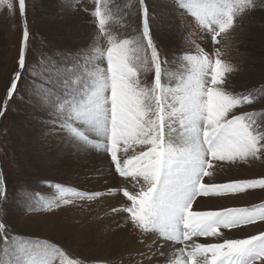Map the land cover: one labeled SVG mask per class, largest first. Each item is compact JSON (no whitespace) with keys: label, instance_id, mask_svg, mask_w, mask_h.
<instances>
[{"label":"snow or ice","instance_id":"1","mask_svg":"<svg viewBox=\"0 0 264 264\" xmlns=\"http://www.w3.org/2000/svg\"><path fill=\"white\" fill-rule=\"evenodd\" d=\"M172 3L191 18L200 36L190 41L194 49L172 60L162 56L151 35L146 0H137L140 25L128 23L129 32L116 34L111 30L113 6L109 0H95L90 14L106 47L64 61L39 57L30 72L33 97L52 129L80 152L103 153L110 169L135 189L107 191L126 198V204L111 211L142 234L139 264H152L156 257L162 264H264V231L235 235L264 223V202L197 210L199 198L264 190V176L218 179L226 165L264 160V83L234 90L229 75L236 69L222 58L220 48L222 38L255 7V0ZM0 6L13 11L12 0H0ZM18 7L23 22L18 67L0 117L28 65L26 0H18ZM209 38L215 46L211 54L203 46ZM55 188L56 199L46 200L39 193L29 197V210H51L77 198L100 196L60 184ZM6 196L0 175V198ZM0 264L86 261L47 238L18 236L0 218Z\"/></svg>","mask_w":264,"mask_h":264},{"label":"rangeland","instance_id":"2","mask_svg":"<svg viewBox=\"0 0 264 264\" xmlns=\"http://www.w3.org/2000/svg\"><path fill=\"white\" fill-rule=\"evenodd\" d=\"M12 3L11 12L6 6H0V106H3L13 73L17 71L23 29L18 0H12ZM94 3L95 0H26V24L30 34L28 65L6 112L0 117V175L5 179L7 190L6 198H0V218L10 226L12 233L25 239L47 238L70 249L83 258L86 264L97 261L125 264L127 256L122 258L121 255H115L116 258H109L103 248H99L101 245L97 229L99 222L103 223L107 216L113 214V208H104L106 199L116 202L113 199L117 198L116 208L127 203L122 195L103 191L95 199L77 198L72 204H62L51 210L32 211L28 203V198H35L37 193L46 200L56 199L59 196L55 188L57 184L96 192L77 181L76 171L58 169L54 156L46 151L44 143L47 140L56 139L60 143L65 138L51 128L45 113L36 104L30 87V72L39 57L64 61L65 58L71 59L76 54L90 52L96 47H106V39L95 27L96 21L90 14ZM146 4L150 14L151 35L162 56L172 60L176 54L194 49L190 41H199L200 36L192 26L191 18L182 16L173 6L172 0H146ZM109 5L113 6L116 17L111 24L113 34L129 32L128 23L133 28L140 25L137 0H109ZM129 12L131 15L126 16ZM203 46L210 54L215 51L210 38ZM220 48L222 58L236 69L229 75L234 90L251 89L264 83V0H255V7L222 38ZM66 144L73 149L77 159L90 167L96 165V171L102 170L109 162L103 153L90 151L85 154L71 146L67 140ZM229 172L236 173L232 179L264 176V160L226 165L222 175L229 176ZM115 175L119 178L116 189L128 187L129 191H135L131 184L118 174ZM218 179L221 180V176ZM204 199L199 198L198 203ZM262 202L264 190H253L228 198H211L200 205L219 209ZM130 228L137 238L142 236L131 225ZM259 231H264V223L248 226L243 232L252 235ZM243 232H236L238 234L235 235L244 236ZM128 264L138 262L128 261Z\"/></svg>","mask_w":264,"mask_h":264},{"label":"bare ground","instance_id":"3","mask_svg":"<svg viewBox=\"0 0 264 264\" xmlns=\"http://www.w3.org/2000/svg\"><path fill=\"white\" fill-rule=\"evenodd\" d=\"M44 147L46 151H48L51 155L54 156L56 161V166L58 169L60 168L63 170H69L74 172L76 171V173L78 174L77 181L84 183V186L90 191L103 192V191H107L108 188H115L116 186H118L119 178L117 179L115 173L110 169L109 162L103 166L102 170H98V171L94 170L97 169L96 165L90 167L84 162L77 159V156L74 153L73 149L70 146H67L65 139L64 141L60 140V143L57 142L56 139L47 140L44 143ZM102 162L103 160L101 161V164ZM229 173H230L229 176L221 175V180L226 178L232 179L233 176H236L235 172H229ZM113 200L117 202V198ZM207 201H209V199H204L202 201H199V208L197 210H206L209 205L206 206L200 204L205 203ZM116 202H112V200L106 199L104 203V208L105 207L106 209L114 208L117 205ZM196 207L197 206L194 204V208ZM117 224H120V226L117 227ZM98 226L99 227L96 228L99 231L98 232L100 239L99 243L101 245V247L99 246V248L101 249L103 248L105 254H107L109 258L112 257L114 259L117 257L115 255H121L122 258L124 256H127L126 258L127 260L125 261V264H128V261L131 263L137 261L139 264L141 258L138 255V253L144 250V246L138 242L137 235L133 232V230L131 232L130 225L125 223V221L122 220L121 216H117L116 214L113 213L111 214V216L109 217L107 216L106 220L103 223L99 222ZM158 262L159 264H162V261L160 260L159 257H156L152 260V264H158Z\"/></svg>","mask_w":264,"mask_h":264}]
</instances>
